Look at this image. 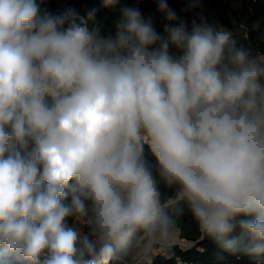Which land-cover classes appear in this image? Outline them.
Wrapping results in <instances>:
<instances>
[{"label": "clouds", "instance_id": "obj_1", "mask_svg": "<svg viewBox=\"0 0 264 264\" xmlns=\"http://www.w3.org/2000/svg\"><path fill=\"white\" fill-rule=\"evenodd\" d=\"M44 3L0 0V264L135 262L184 205L220 249L264 264V58L168 0L163 33L124 5L107 37L87 26L96 9Z\"/></svg>", "mask_w": 264, "mask_h": 264}, {"label": "trees", "instance_id": "obj_2", "mask_svg": "<svg viewBox=\"0 0 264 264\" xmlns=\"http://www.w3.org/2000/svg\"><path fill=\"white\" fill-rule=\"evenodd\" d=\"M177 14L189 23L194 17L203 14L209 22L222 25L233 33L238 44L246 47L254 56L264 58V0H200V4L192 11L188 8V0H168ZM137 6L145 18L152 17L158 32L163 33L168 21L157 10L155 0H120L115 8L104 7V0H45L42 7L54 15H61L65 10L76 9L87 18V12L96 9L94 18L88 21L90 29H98L101 36H114L120 20L121 6ZM147 158L155 164L154 158L145 146ZM163 201L171 205L179 198L175 187L161 184ZM179 238L187 243H172L146 258H138L135 262L124 264H255L248 256L231 254L220 249L206 237L191 213L184 205V211L176 214ZM71 222V221H70ZM84 231L87 227L84 226Z\"/></svg>", "mask_w": 264, "mask_h": 264}, {"label": "rangeland", "instance_id": "obj_3", "mask_svg": "<svg viewBox=\"0 0 264 264\" xmlns=\"http://www.w3.org/2000/svg\"><path fill=\"white\" fill-rule=\"evenodd\" d=\"M172 243H180L182 245H186L187 243H185L184 241H182L180 238H179V235L177 232H175V234L171 237L170 241L163 245V246H155L153 247L151 253H156L158 252L159 250L163 249L164 246L168 245V244H172ZM143 258V257H141Z\"/></svg>", "mask_w": 264, "mask_h": 264}]
</instances>
